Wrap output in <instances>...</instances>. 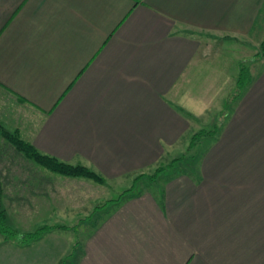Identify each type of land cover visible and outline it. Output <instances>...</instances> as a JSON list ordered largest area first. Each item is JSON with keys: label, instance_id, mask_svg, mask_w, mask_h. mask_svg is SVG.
Wrapping results in <instances>:
<instances>
[{"label": "crops", "instance_id": "0c3cea01", "mask_svg": "<svg viewBox=\"0 0 264 264\" xmlns=\"http://www.w3.org/2000/svg\"><path fill=\"white\" fill-rule=\"evenodd\" d=\"M203 34L259 46L264 0H0V91L21 112L0 126L108 181L149 169L209 110L184 87L210 47ZM249 72L198 169L81 206L95 213L29 245L0 233V264H264V58ZM57 179L37 181V222L57 213Z\"/></svg>", "mask_w": 264, "mask_h": 264}, {"label": "rangeland", "instance_id": "374dc122", "mask_svg": "<svg viewBox=\"0 0 264 264\" xmlns=\"http://www.w3.org/2000/svg\"><path fill=\"white\" fill-rule=\"evenodd\" d=\"M211 37L212 36H207L206 34L201 35L200 38L202 41L206 44L210 43V47H208L206 53H204V57L189 70L185 77L186 82L184 84L188 95H194L199 98L201 103L198 102V104L204 105L206 98L209 100L211 99L209 110L206 111L202 117L192 119L190 130L186 133L182 143L164 156V158L158 161L154 166L123 179L112 181L104 179V183H98L88 178L68 177L56 173L58 176L56 183L57 196L53 198V203H55L57 213H51V215L46 218L47 221L45 222L41 220L37 222L36 220H38V217L31 212L33 202L38 203L39 200L42 199L33 195L34 191L37 192L40 187V182L37 181H41L48 172H55H52L28 158V160L20 163V158L25 156L5 140L8 144L0 149L1 204L2 207L5 205L8 208V214L12 221V223H8V226L17 233L10 234L9 240L15 241L19 238V241L23 242L20 237L33 233L39 228L45 227L43 228L45 233L55 225L70 224L72 219H74L75 222L85 220L91 217L93 215L92 213L95 212H85L80 209L81 206L92 204L96 207H100L108 201L107 199H118L126 190L131 189L133 190L131 194L137 195L145 191V189L150 190L159 186L167 176H174L184 172L192 173V171L198 169L200 157L203 156L208 145L206 142H201V144H197L191 148L190 141L192 135L200 130L212 129L215 125H221V122L226 120V118H224L226 115L224 114L226 113L225 110H227V112L231 110L232 103L234 99L236 100V95L238 94L239 89L237 81L241 67L249 68L251 61L256 58L255 55L259 52V46L254 42L248 43L242 39L233 41L218 35ZM14 100L12 96H5V94L0 91L1 115H8L11 111L13 113L11 116L12 119L21 117L20 108L14 103ZM184 104L189 110H194L188 99H185ZM2 118L3 117L0 116V119ZM22 118H24V116H22ZM197 158L199 160L195 161ZM70 164L82 165L92 169L90 166L83 163ZM163 168L166 169L164 170ZM154 174L157 175V178L151 180L149 177ZM140 175L143 176L138 179ZM24 177L28 178V181L24 179ZM25 180L28 183H26ZM45 180L47 181V179ZM42 182H44V180ZM26 201L28 203H23ZM69 207H72L74 210L71 214L64 212L66 209L68 210ZM21 209H23L24 214L21 213ZM87 215L88 217H86ZM15 226H18V228ZM61 228H65V226ZM67 234L69 235L67 237H70L71 234ZM57 235H65V233L54 232L51 236L58 237ZM48 239L49 238H46L42 243H47ZM30 243H32V241L24 244L29 245ZM80 249H82L80 242H77L71 254L75 255V252H80Z\"/></svg>", "mask_w": 264, "mask_h": 264}, {"label": "trees", "instance_id": "16d2710c", "mask_svg": "<svg viewBox=\"0 0 264 264\" xmlns=\"http://www.w3.org/2000/svg\"><path fill=\"white\" fill-rule=\"evenodd\" d=\"M140 0H136V2H139ZM256 58H264V39L259 45V52L255 55ZM251 82V75L249 72V68L241 67L240 73H239V78L237 81L238 84V94L236 95V99L239 98L241 95V92L247 87L248 84ZM235 101V99H234ZM233 101V102H234ZM226 114L224 118H227L228 114L230 111L227 112L225 110ZM222 116V115H221ZM225 122V121H224ZM223 121L221 122V125H215L214 128L209 129V130H200L195 132L192 135L191 141H190V147L193 148L197 144H201V142H212L214 141L221 130V127L224 123ZM0 134L1 136L6 139L14 148L21 152L26 158L31 159L40 165L46 167L47 169L51 170L52 172L68 176V177H83V178H88L92 179L98 183H104V178L98 174L95 170H92L90 168H87L82 165H72L70 163H66L63 161H60L59 159L43 154L39 152L32 144L29 142L23 140L18 131L15 132H9L5 130L2 126H0ZM201 158V157H200ZM178 160V159H176ZM175 160V161H176ZM199 160L198 158L195 159V161ZM164 170L166 168H163ZM162 170V169H161ZM143 175H140L138 179H140ZM151 180H155L157 178V175L154 174L149 177ZM131 189L126 190L120 197L116 200H111L110 202H121L124 198L130 197ZM1 196H2V189L0 188V233L6 238H9L10 234H17L13 229H11L8 226V220H7V214L5 210L2 207L1 204ZM45 228V227H43ZM39 228L37 231L26 234L23 237H20L22 239V243H29L33 242L35 240H38L43 234H44V229ZM9 233V234H8ZM81 252V249L79 250Z\"/></svg>", "mask_w": 264, "mask_h": 264}]
</instances>
